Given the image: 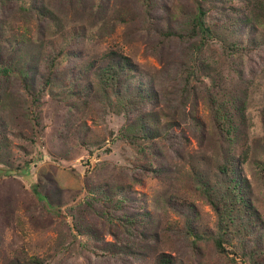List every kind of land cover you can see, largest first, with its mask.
<instances>
[{
    "label": "rangeland",
    "instance_id": "374dc122",
    "mask_svg": "<svg viewBox=\"0 0 264 264\" xmlns=\"http://www.w3.org/2000/svg\"><path fill=\"white\" fill-rule=\"evenodd\" d=\"M0 59V264L264 249V0H0Z\"/></svg>",
    "mask_w": 264,
    "mask_h": 264
},
{
    "label": "trees",
    "instance_id": "16d2710c",
    "mask_svg": "<svg viewBox=\"0 0 264 264\" xmlns=\"http://www.w3.org/2000/svg\"><path fill=\"white\" fill-rule=\"evenodd\" d=\"M258 9H259V7H257V10ZM205 16H206L205 11L201 7H199V14H197L194 17V21H193L194 27H193V30L191 33L195 36H201L203 41H204V38L205 39H207V37L209 38V36L211 34V31H210L211 29H209V27L206 25V23L204 21ZM252 18H253V21H255L257 24H259L258 21H260V20H259L258 13H255ZM166 35L169 37V36L174 35V33L173 32H167ZM105 59H108L111 62L115 63L116 65L114 64V66L118 67L119 72L121 71V73H123V75L124 74L127 75L128 81H131V80L134 81V79H135V81H136L135 84H137V86H138V87H136V90H138V91L135 94V97L132 99L133 105L135 104L138 106L141 103L144 104V103L148 102L149 93H147L144 86L139 82V78L141 79V76L137 74L138 71H136L133 64H131L130 60L125 59L123 57L121 60L116 55V53H113V54L107 56ZM0 61H1V59H0ZM56 65H57V62L54 61L52 63V65L50 66V68L53 69ZM132 110L135 111L136 109H132ZM139 119L140 118L138 117V122H141V120H139ZM133 130H134V128L131 127L129 129V132L132 133ZM235 168H236L235 164H232V163L229 164V162L226 161L225 163L221 164L218 167V170H219L220 174L223 175L224 178H226L224 182H229V185L231 183H233L234 187L232 190L236 191V188H238L241 183H239L240 182L239 176H238L237 170ZM227 189H229V188H227ZM231 195H233L235 201H237L235 195L233 194V191H231ZM39 197H42V196L39 195ZM213 205L217 206V205H215V203H213ZM192 233H189V234L190 235L196 234L194 232H192ZM196 238H201V237L197 236ZM224 242H225L224 239L221 237H218L217 239H215L214 243H216V248H217L218 252L221 254L228 255V256H231V254H234L235 256H237L238 254L235 251H229L226 248V246L224 245ZM241 249H242V247H241ZM243 249H245V248H243ZM240 252H241V255H239V256L241 257V260H243L244 262H246V263L248 262L249 264H262L261 260L263 258L264 249L259 248L258 246H255L251 250H241ZM158 264H175V261L170 256L164 254L160 257Z\"/></svg>",
    "mask_w": 264,
    "mask_h": 264
}]
</instances>
